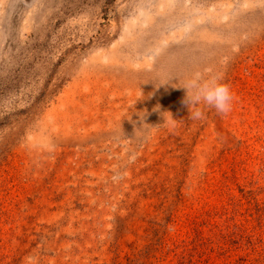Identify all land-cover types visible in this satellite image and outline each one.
Listing matches in <instances>:
<instances>
[{
	"label": "rangeland",
	"instance_id": "1",
	"mask_svg": "<svg viewBox=\"0 0 264 264\" xmlns=\"http://www.w3.org/2000/svg\"><path fill=\"white\" fill-rule=\"evenodd\" d=\"M0 264H264V0H0Z\"/></svg>",
	"mask_w": 264,
	"mask_h": 264
},
{
	"label": "clouds",
	"instance_id": "2",
	"mask_svg": "<svg viewBox=\"0 0 264 264\" xmlns=\"http://www.w3.org/2000/svg\"><path fill=\"white\" fill-rule=\"evenodd\" d=\"M182 88L186 89L184 103L188 106L190 116L194 120L201 119L203 112L201 105L207 108H214L218 113L227 114L231 111L233 94L228 85L220 82V77H209L204 79L199 73L194 74L186 80ZM165 113H162L164 123ZM172 117V115H171ZM29 144L32 147L47 148V142L33 143V137H29Z\"/></svg>",
	"mask_w": 264,
	"mask_h": 264
}]
</instances>
